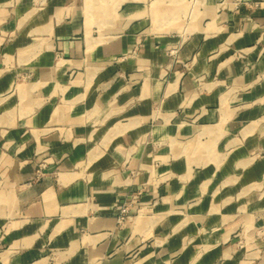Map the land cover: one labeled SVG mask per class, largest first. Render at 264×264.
I'll return each mask as SVG.
<instances>
[{
	"label": "crops",
	"instance_id": "obj_1",
	"mask_svg": "<svg viewBox=\"0 0 264 264\" xmlns=\"http://www.w3.org/2000/svg\"><path fill=\"white\" fill-rule=\"evenodd\" d=\"M239 1L0 0V264H264V0Z\"/></svg>",
	"mask_w": 264,
	"mask_h": 264
},
{
	"label": "built area",
	"instance_id": "obj_2",
	"mask_svg": "<svg viewBox=\"0 0 264 264\" xmlns=\"http://www.w3.org/2000/svg\"><path fill=\"white\" fill-rule=\"evenodd\" d=\"M173 53H175V50H172V54ZM38 174H41V168L38 170ZM135 197H137V195ZM115 207L118 210L117 217H118L119 223L120 224L126 223L131 217V214H130L131 202L129 201L122 202L118 200L115 202Z\"/></svg>",
	"mask_w": 264,
	"mask_h": 264
},
{
	"label": "rangeland",
	"instance_id": "obj_3",
	"mask_svg": "<svg viewBox=\"0 0 264 264\" xmlns=\"http://www.w3.org/2000/svg\"><path fill=\"white\" fill-rule=\"evenodd\" d=\"M147 3H151L153 0H145ZM240 3H242V4H245V5H250V6H257V5H259L260 4V2L259 1H256V0H241V1H239ZM245 55V53L244 52H242V51H237L236 53H235V57L236 58H241V57H243ZM131 210V209H130ZM131 214V213H130Z\"/></svg>",
	"mask_w": 264,
	"mask_h": 264
}]
</instances>
